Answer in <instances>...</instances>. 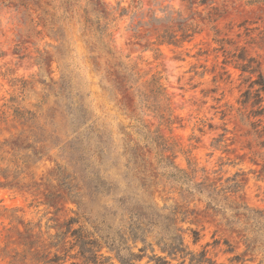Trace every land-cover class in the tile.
I'll list each match as a JSON object with an SVG mask.
<instances>
[{"label": "rangeland", "instance_id": "obj_1", "mask_svg": "<svg viewBox=\"0 0 264 264\" xmlns=\"http://www.w3.org/2000/svg\"><path fill=\"white\" fill-rule=\"evenodd\" d=\"M217 2L223 12L215 24L220 36L233 43L226 45V49L245 46L247 54L260 62L264 74V5ZM101 3L99 7H125L128 11L105 38L112 48L111 55L99 49L95 39L77 22L81 8L90 7L88 0H0V73L5 75H0V103L12 92L8 79L31 80L32 89L38 91L39 81H44L48 89L63 71L70 77L72 92L87 109L90 119L85 126H90L91 132L87 133L84 127L80 130L87 136L84 144L100 161L98 169L106 180L104 188L111 187L108 195L89 193L81 187L84 204L77 207L55 176L57 164H64L57 149H48L40 143L26 148L30 140L25 134L9 132L0 125V144L8 142L1 148L4 160L0 166H8L10 172L7 179L0 175V264H42L31 256L39 257L47 251L50 255L55 251L61 255L63 264H81L78 248L69 247L70 236L57 249L50 245L57 238L49 237L59 228L64 229L63 222L76 214L80 218L74 227L82 225L87 231H93L96 225L102 227L103 232L92 236H100L99 252L108 258L103 264H120L102 234L110 232L107 224L122 230L126 227L128 213L117 201L125 196L132 206L146 202L159 209L166 207V212L173 209L176 227L180 228L188 248L199 251L204 247L218 264H233L230 259L234 255L242 259V264H264V248L259 241L248 247L239 223H227L228 215L207 207L197 195L181 198L160 180L153 153L141 147L135 130L131 114L135 99L123 86L113 65L118 60L134 65L140 82L152 75L160 77L170 98L172 123L161 124L144 107L137 108V113L150 129L158 126L176 144L174 154L179 166L186 167V157L194 160L198 168L195 180L206 176L218 186L225 185V179L237 172L236 179L242 188L232 197L264 211V147L259 146V138L249 121L238 112L237 98L245 85L240 84L239 70L233 64L223 68L224 56L214 50L217 44L212 41L211 25L201 22V31L189 43L180 47L160 45L156 50L148 37L136 38L125 30L130 12L137 11L139 17L148 20L152 15L162 16L163 7H185L180 0H101ZM245 27L253 30L246 34ZM152 38L149 36V40ZM198 51L202 54L198 55ZM52 88L44 114H56L58 119L64 107L57 104V88ZM27 94L32 101L35 99L32 91ZM220 136V146H216L215 139ZM33 149L36 155L30 156L29 168L23 169L20 176L23 178L17 184L12 173L14 165L8 160L14 154L21 158ZM71 170L72 167H67L64 172L68 174ZM106 201L115 215H106L101 223ZM11 214L17 219L10 222ZM243 222L244 215L240 218V223ZM193 231L198 233L196 242ZM23 239L36 240V244L27 249ZM147 239L154 243L153 235ZM128 244L132 245L131 240ZM139 246L138 241L133 251ZM154 249L164 255L156 245ZM147 260L144 256L137 263H153ZM179 260L172 259L168 264Z\"/></svg>", "mask_w": 264, "mask_h": 264}, {"label": "trees", "instance_id": "obj_2", "mask_svg": "<svg viewBox=\"0 0 264 264\" xmlns=\"http://www.w3.org/2000/svg\"><path fill=\"white\" fill-rule=\"evenodd\" d=\"M232 1L264 5V0ZM180 2L185 7H163L162 16L152 15L148 20H143V17L137 15V11L131 10L130 22L125 25V30L131 32L136 38L140 35L148 37L149 44L155 45V49L159 50L160 45L180 47L191 42L201 31V22L210 24V29L213 31L212 41L217 44L214 50L221 51L224 56L223 68L228 63L233 64L239 70L240 84L245 85L243 89H240L237 98L238 112L242 118L249 121L259 138V146L264 147V74L260 62L247 54L245 46L235 45L233 49H226V45L233 43L220 36L221 31L215 24L223 12V7L219 6L217 0H180ZM88 5L90 7L81 8L82 13L77 17V22L95 39L99 49L111 55L112 48L105 38L111 35L110 29L116 25L118 20L127 15L128 11L125 7L111 9L99 7L102 5L101 0H88ZM136 18L138 19L135 20ZM252 30V28L245 27L246 34ZM149 36L153 38L149 40ZM197 54L201 55L202 51H198ZM113 65L121 77L123 86L135 99L134 110L131 114L136 122L135 130L138 139L142 142L143 149L153 153L157 176L164 185H168L183 199L195 195L204 199L207 207L221 210L228 215L227 223H239L242 226L248 247L259 241L261 247L264 248V211L250 207L232 197L242 188V184L236 179L238 173L227 177L225 179L227 183L221 186L216 185L206 176L195 180L198 170L196 162L186 157V167L179 166L174 154L176 144L170 140V137L163 135L158 126L150 129L149 125L140 118L137 108L144 107L151 111L161 124L169 126L172 123L170 98L160 82V77L152 75L149 79L140 82L141 76L134 65L121 60L115 61ZM0 75L5 76L3 73ZM8 81L12 92H9V97L0 103V125H4L9 132L16 130L18 135L25 134V138L30 140L26 148L40 143L48 149H57V155L61 157L64 164H57L55 176L66 188L69 197L77 207H82L84 204L81 187L89 193L95 191L108 195L111 187L107 185L109 188H104L106 180L100 175L98 169L100 161L96 160L95 153L89 151L87 145L84 144L87 136L82 135L80 130L84 127L87 133L91 132L90 126H85L90 119L87 116V109L72 92L70 77L62 71L59 79L52 81L48 89L44 81H39L41 89L38 91L32 89L31 80L12 77ZM52 86L57 88L55 90L58 93L57 104L64 107L58 119L56 114H44L45 107L50 100L49 90L53 89ZM29 91L35 95L33 101L27 94ZM220 138L221 136L215 139L216 146H220ZM7 143L3 141L0 144V162L4 160L1 148ZM31 155H36L35 149L30 153H23L21 158L14 154L8 160L14 165L12 173L17 184L23 178L20 177L23 169L29 168ZM251 161L256 162L254 158ZM67 167H72L70 174L64 172ZM0 175L6 179L9 177L8 166L4 168L0 166ZM71 180H74V183ZM127 199H129L128 196L117 199L124 206L123 210L128 213L126 227L122 230V228H112L110 224H107L106 229L110 232L106 231V234H102L108 248L115 251L120 264H139L137 261L144 256H147V262L153 261L152 264H168L172 259H180L176 264H218L208 255V250L204 247L199 251L188 248L184 243L180 228L176 227L173 209L166 212V207L159 209L152 203L146 202L132 206ZM102 208L104 220H100L101 223L106 220V215H115V212L111 210V204H107V201ZM242 215H244V222L240 223ZM9 218L10 222L17 219L12 214ZM79 218L78 214L68 217L63 222L64 229L59 228L54 235L49 234L50 238H57L56 241H50V245H54L57 249L60 242L70 236L72 242L69 247L78 248L77 255L81 259V264H103L108 258L99 252L100 236H92V234L103 232L102 227L96 225L93 231H87L82 225L74 227V224H78ZM193 234V241L196 242L198 233L193 231ZM149 235H153L154 243L147 239ZM128 240H131L132 245L128 244ZM138 241L141 242V246L135 252L132 247L136 246ZM213 243L216 245L218 241L215 240ZM23 244L27 249H31L35 246L36 240L23 239ZM154 245L164 255L155 253ZM124 250L127 254L123 253ZM31 258L42 264H63L64 262V258L56 251L51 255L50 251H47L39 257L32 254ZM230 260L233 264L243 263L238 255H234Z\"/></svg>", "mask_w": 264, "mask_h": 264}]
</instances>
